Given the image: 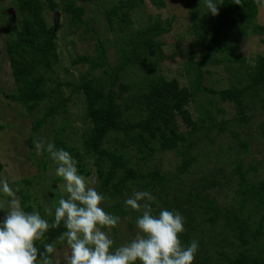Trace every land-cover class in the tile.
I'll use <instances>...</instances> for the list:
<instances>
[{
    "label": "trees",
    "instance_id": "trees-1",
    "mask_svg": "<svg viewBox=\"0 0 264 264\" xmlns=\"http://www.w3.org/2000/svg\"><path fill=\"white\" fill-rule=\"evenodd\" d=\"M150 1L156 8L166 7L165 0ZM185 2L201 51V59L186 64L187 72L192 73L188 86L161 71L166 59L162 36L172 29L176 12L169 19L151 15L147 24L123 31L113 23L126 21L132 25L131 12L144 8L146 0H115L111 4L107 0H9L16 13L15 17L9 16L6 49L16 87L8 98L36 114L27 138L31 148L43 139L40 134L44 126L58 117L63 119L48 142L68 151L84 176L92 174L85 160H93L98 177L96 189L110 200L109 213L129 218L131 229L136 227L139 213L126 208L124 202L126 191L138 186L155 197L151 202L154 213L168 209L185 218L181 241L187 245L195 239L199 244L193 264H264V177L249 176L258 171L259 162L244 166L255 116L250 110L254 105L264 106V54H258L255 62L247 65L246 57L238 54V45L234 44L240 35L264 33V24L257 21L260 2L241 0L238 5L233 0H215L217 15L208 12L204 0ZM91 4L100 5L109 27L122 33L114 42L120 55L117 63L110 60V40L96 35L86 20ZM56 11L65 15V23L74 31L85 26L84 39L93 43V53L80 54L73 60V64L87 65L77 80L61 81L54 75L59 63L58 31L64 24L59 20L55 29L54 23H49L48 12ZM214 60L227 62V69L234 72L236 78L230 87L217 89L204 83L202 66ZM65 88L70 89L68 94ZM3 90L0 84V93ZM200 93L234 103L236 116L218 123L214 107L203 106L195 118L189 105ZM75 95L82 96L85 105L80 126L68 118ZM216 111L225 112L222 108ZM231 124L238 148L229 143L210 149V142L215 140L212 132H225ZM258 128L264 137V118ZM244 129L245 135H250L246 140L240 138ZM77 131H81L80 142L74 144L71 139ZM196 148L206 150L201 157L213 156L223 166L188 185L185 175L201 159ZM165 151L182 156L176 170L149 167L148 162ZM42 156L36 161L44 169L51 157L46 151ZM47 156L48 160L43 161ZM229 167L231 183L236 175L237 186L230 205H222L207 190L224 185L222 180L230 183L223 173ZM3 169L0 163V175ZM24 191L19 190L23 203L29 197ZM57 202L49 207L54 209ZM42 208L44 216V205ZM26 210L30 212L32 206ZM64 230L63 226L50 230L44 242L63 245L57 238ZM36 246L43 250V243L37 242Z\"/></svg>",
    "mask_w": 264,
    "mask_h": 264
},
{
    "label": "rangeland",
    "instance_id": "rangeland-1",
    "mask_svg": "<svg viewBox=\"0 0 264 264\" xmlns=\"http://www.w3.org/2000/svg\"><path fill=\"white\" fill-rule=\"evenodd\" d=\"M115 0H107L109 4ZM166 7L159 9L156 8L150 0H146V6L144 8H137L131 12V19L133 24L123 22L120 25L115 21L114 27L122 28L123 31H130L147 24L149 17L160 16L161 19L172 18L173 13L176 12V19L173 22L172 29L162 36L164 42V51L166 59L161 64L162 73L169 79L177 78L182 86H188L189 76L192 75L187 72L186 64L189 61L195 59H201V51L197 42L196 31L192 27L193 20L190 17L189 6L185 0H165ZM259 11L257 21L260 24H264V0H258ZM178 4V5H177ZM100 5L91 4L87 11L86 20L89 25L94 27L97 34L102 38H108L110 40L109 53L110 60L113 63H117L120 60V55L115 47L114 42L118 36L122 33L119 31L114 32L106 21L102 10H99ZM16 10L14 6H9V0L0 2V84L4 89L0 93V163L4 165V169L1 172L0 179L7 178L12 183L15 178V183H12L14 189L17 190V196L20 198V189H25V193L29 196L23 203L25 210L27 206H32V211H43L42 206H50L57 202L61 196L66 195L63 191V181L55 174L57 167L56 163L51 159L47 163L46 168L38 166L37 159H41L43 154H37L36 146L31 148L27 142L28 136L31 135V123L36 116L35 113H30L25 110L24 107L19 105L15 101H11L8 98V94L14 92L16 84L12 75V70L9 63V57L6 49V41L9 38V16L13 15L10 11ZM64 16L60 15V20H63V26L58 31V51H59V63L54 71V75H58L61 81L77 80L79 74L87 69V65L81 66L73 64V60L80 54L93 53V46L90 42L84 39L87 34L83 32L85 26L79 29V32L74 31L75 28L65 23ZM49 23L55 22V13L48 12ZM89 35V34H88ZM234 44L238 45L239 53L241 56L246 57L247 65H252L255 62L258 54H264V33L238 36L234 39ZM236 49V47L234 46ZM202 69L205 72L204 83L209 87L217 89L228 88L231 86L232 81L236 78L234 72L227 69V62L218 63L214 60L212 63L203 65ZM51 85V84H50ZM68 88H65V93H69ZM71 111L68 118L75 123L76 126L83 124L80 122L84 117V101L82 96L75 95L70 102ZM214 107V114H216L217 122H221L223 119H230L236 116V107L234 103L224 101L221 98L205 93H200L194 101L189 105V109L195 118L202 110V107ZM222 108L224 113H219L216 110ZM255 116L253 119L252 135L249 144V154L245 157L244 166L247 168L249 162L258 163V171L250 172L249 176L254 179L264 177V137L258 133V123L264 118V106L254 105V109L250 110ZM62 120L60 117L51 121L49 124L42 128L40 136L43 137L44 143L51 141L54 133V129L57 128ZM1 126H3L1 128ZM185 128V127H184ZM233 125H229L225 132L215 129L212 132L214 142L211 143V148L217 149L218 146L231 143L234 148H238L236 137L231 134ZM81 131H77L73 134L72 141L74 144L80 142ZM250 137L245 135V129L241 133L242 139L246 140ZM195 152L199 155L206 152L202 148H196ZM48 156L43 158L48 160ZM182 156L177 155L174 151H165L157 153L153 159L148 162L149 167L159 165L164 171H175L177 164L180 163ZM135 159H138L135 156ZM42 161V162H43ZM86 166L92 169V174L85 176L93 187H97L98 177L95 166L92 159L85 160ZM141 164L143 162L141 161ZM198 165L193 166L191 172L185 175V181L188 185L198 178H201L204 174H210L215 168L222 167L220 163L216 161L213 156L201 157ZM231 167L225 172V176L229 178L230 183L222 180L224 185L212 187L207 190L210 197H215L222 205H230L233 201V191L236 183V175L234 176V182L231 183ZM221 177V176H220ZM55 178H60L59 182H55ZM222 178H225L222 176ZM221 178V179H222ZM56 185V186H54ZM142 191L138 186L133 187L132 191H126V199L131 197L134 192ZM57 196V197H56ZM0 198H3L0 195ZM21 200V199H20ZM110 200L105 197V201L102 205L104 209L108 211V204ZM27 211V210H26ZM7 213L4 210H0V220L6 217ZM120 224L118 227L107 230L109 236L114 240L115 246H120L128 242L134 237L136 227L131 229L128 225V219L126 217H120ZM56 251L52 254L53 264H63L64 256L70 253V249L63 244L61 246L55 245Z\"/></svg>",
    "mask_w": 264,
    "mask_h": 264
},
{
    "label": "clouds",
    "instance_id": "clouds-1",
    "mask_svg": "<svg viewBox=\"0 0 264 264\" xmlns=\"http://www.w3.org/2000/svg\"><path fill=\"white\" fill-rule=\"evenodd\" d=\"M241 5V0H233ZM212 15L218 14L215 0H204ZM37 154L47 152L56 163L55 174L63 181L66 195L54 207L45 206V215L28 212L22 206L17 190L7 178L0 179V210L7 215L0 220V264H53V243L45 236L52 229H65L57 238L70 253L63 264H193L198 241L185 245L180 234L185 218L178 211L160 209L154 213L155 197L148 191H136L125 200L126 208L139 213L136 233L128 242L115 246L107 230L120 224V216L102 207L105 196L91 185L78 169V161L54 143L36 142ZM24 189V188H23ZM51 218V220L49 219ZM43 243V250L36 246Z\"/></svg>",
    "mask_w": 264,
    "mask_h": 264
},
{
    "label": "water",
    "instance_id": "water-1",
    "mask_svg": "<svg viewBox=\"0 0 264 264\" xmlns=\"http://www.w3.org/2000/svg\"><path fill=\"white\" fill-rule=\"evenodd\" d=\"M10 11L13 13V16L15 17V12H14V10H12V8H11ZM60 15H61V12H60V11H56V12H55V22H54L55 29H57V27H58V22H59V20H60Z\"/></svg>",
    "mask_w": 264,
    "mask_h": 264
}]
</instances>
